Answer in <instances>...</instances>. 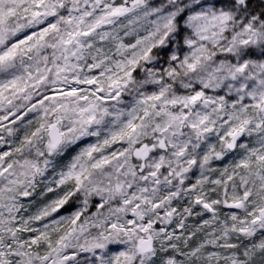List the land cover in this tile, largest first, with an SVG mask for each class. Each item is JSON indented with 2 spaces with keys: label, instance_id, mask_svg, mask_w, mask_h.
I'll return each instance as SVG.
<instances>
[{
  "label": "snow or ice",
  "instance_id": "1",
  "mask_svg": "<svg viewBox=\"0 0 264 264\" xmlns=\"http://www.w3.org/2000/svg\"><path fill=\"white\" fill-rule=\"evenodd\" d=\"M0 264H264V0H0Z\"/></svg>",
  "mask_w": 264,
  "mask_h": 264
}]
</instances>
